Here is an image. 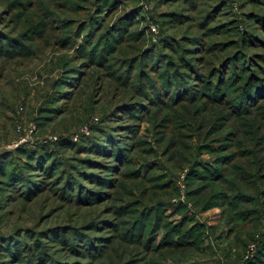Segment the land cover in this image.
Returning <instances> with one entry per match:
<instances>
[{
  "label": "rangeland",
  "instance_id": "374dc122",
  "mask_svg": "<svg viewBox=\"0 0 264 264\" xmlns=\"http://www.w3.org/2000/svg\"><path fill=\"white\" fill-rule=\"evenodd\" d=\"M101 1L0 0V264H250L264 0Z\"/></svg>",
  "mask_w": 264,
  "mask_h": 264
},
{
  "label": "trees",
  "instance_id": "16d2710c",
  "mask_svg": "<svg viewBox=\"0 0 264 264\" xmlns=\"http://www.w3.org/2000/svg\"><path fill=\"white\" fill-rule=\"evenodd\" d=\"M103 3V7L107 8V6L111 3V0H104L101 1ZM177 78V77H176ZM264 79V78H263ZM178 81V80H177ZM177 81L175 82V79H170V84L174 86L173 88H176ZM250 85H247V91L244 92V99H249V101L256 102L258 99L264 97V80H259L257 82V79H254L253 82H250ZM171 86V87H172ZM260 96V97H259ZM259 97V98H258ZM114 155L116 152L114 151ZM0 173L5 175L6 174V169L4 166V162L2 158H0ZM54 170L52 169V174H54ZM219 179H222V177H219ZM243 202L247 201L246 196H241L240 197ZM239 199V198H238ZM244 213V212H243ZM188 220H183L179 225L171 228L169 230L170 232L168 233V240L172 243H174L175 246H181V245H188L189 243L193 242L196 240V242L199 240L201 235H203V231L201 230V226L197 224H193V226L188 225ZM188 239H191V241ZM183 241H186L183 243ZM171 245V244H170ZM250 264H264V240L262 242L259 254L255 258V260H252Z\"/></svg>",
  "mask_w": 264,
  "mask_h": 264
}]
</instances>
